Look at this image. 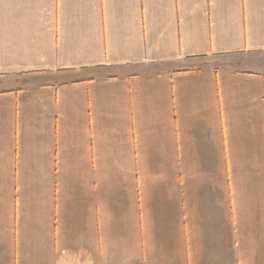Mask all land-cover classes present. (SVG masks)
Masks as SVG:
<instances>
[{"label": "crops", "instance_id": "obj_1", "mask_svg": "<svg viewBox=\"0 0 264 264\" xmlns=\"http://www.w3.org/2000/svg\"><path fill=\"white\" fill-rule=\"evenodd\" d=\"M0 264H264V0H0Z\"/></svg>", "mask_w": 264, "mask_h": 264}]
</instances>
